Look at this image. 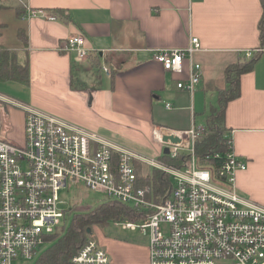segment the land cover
<instances>
[{
	"label": "crops",
	"instance_id": "1",
	"mask_svg": "<svg viewBox=\"0 0 264 264\" xmlns=\"http://www.w3.org/2000/svg\"><path fill=\"white\" fill-rule=\"evenodd\" d=\"M29 8L50 11L55 19L22 16ZM261 14V0H0V45L14 50L29 70L27 85L1 81L16 95L0 93L143 156L157 157L166 151V145L153 138L154 129L181 131L205 126L217 104L218 90L225 86V67L258 52L252 68L240 74L239 93L227 101L223 122L233 151L247 162V168L236 175L238 191L264 206ZM70 35L83 37L84 45L91 49L86 58L59 50V42ZM191 36L200 41L201 49L193 59L200 63L202 75L189 92L176 86L185 79L186 70H165L153 54L160 48H183ZM184 65L186 68V60ZM8 108L19 114L15 130L11 126L8 131L10 138L5 135L9 125L4 121ZM0 112L6 139L21 141V111L0 103ZM134 165L139 176L150 170L139 160ZM83 189L87 188L79 185L73 190L79 195ZM146 257L147 245L144 260Z\"/></svg>",
	"mask_w": 264,
	"mask_h": 264
},
{
	"label": "built area",
	"instance_id": "2",
	"mask_svg": "<svg viewBox=\"0 0 264 264\" xmlns=\"http://www.w3.org/2000/svg\"><path fill=\"white\" fill-rule=\"evenodd\" d=\"M22 16L55 19L54 13L41 8H29ZM58 48L74 52L78 59L91 51L80 35L63 38ZM200 49L199 39L191 36L187 46L156 49L153 57L165 70H186L176 86L192 92L202 75L200 63L193 59ZM0 103L23 115L19 142L6 139L0 119V264H42L40 252L51 234L67 223L70 208L61 206L62 192L79 185L134 210L140 222L126 220L122 225L148 233L147 257L132 263L113 260L95 227L58 264H217L226 259L264 264V206L238 191L236 175L247 162L233 151L229 133L224 134V153L203 156L219 162L206 166L198 163L195 144L202 125L181 131L155 128L153 138L166 145V151L151 157L30 103L1 93ZM167 134L178 141L163 140ZM135 160L168 176L167 197L159 202L146 197L151 188L137 185Z\"/></svg>",
	"mask_w": 264,
	"mask_h": 264
},
{
	"label": "trees",
	"instance_id": "3",
	"mask_svg": "<svg viewBox=\"0 0 264 264\" xmlns=\"http://www.w3.org/2000/svg\"><path fill=\"white\" fill-rule=\"evenodd\" d=\"M262 14L259 20L264 21V0H261ZM21 14V11L18 13ZM19 34L21 30L18 29ZM262 28H260L261 36ZM258 52H254L249 58L240 57L235 63L225 67V86L218 90V100L216 106L211 108L208 119L204 126V130L200 133L196 140V154L198 163L206 166H215L218 159L203 160L206 154L214 152L224 153L227 150L226 128L224 127V109L228 100L236 97L239 93V76L241 73L252 68L258 57ZM0 81H15L23 85L29 83V70L26 62L18 60L14 50L8 49L0 45ZM151 186V193L146 197L152 198L154 201H161L169 194L170 180L168 176L154 168L144 176L137 173V185ZM128 217L137 218L134 210L126 204L118 201H104L97 204L93 209L76 213L70 220L68 226L63 231L57 230L51 234V241L41 258L42 264H58L66 261L77 246L86 238L87 229L91 224L104 226L109 220ZM90 229V228H89Z\"/></svg>",
	"mask_w": 264,
	"mask_h": 264
},
{
	"label": "rangeland",
	"instance_id": "4",
	"mask_svg": "<svg viewBox=\"0 0 264 264\" xmlns=\"http://www.w3.org/2000/svg\"><path fill=\"white\" fill-rule=\"evenodd\" d=\"M0 90L16 95L15 92L9 88V85L7 83H1L0 81ZM14 109V108H13ZM1 113V112H0ZM4 112L3 114H5ZM7 117L5 118V123L9 125V129L5 130L6 137L10 138L8 136V131L10 130L12 126L15 130L14 124L16 121L19 120V114H17L14 110L8 108ZM74 188H68L67 190H64L62 192V201L61 204L62 207H67L69 204L74 202V200L77 201L76 204L72 205L70 207L69 213L66 217V224H63L60 227V231H64L66 227L68 226L71 218L79 212L87 211L93 209L101 200L103 199V196L101 193L92 191L89 189H83L81 190L80 194L78 195V192L73 190ZM73 199V200H72ZM67 210V212H68ZM126 220H133L135 222H140V219H131L128 217H122L119 219L109 220L107 224L100 227L98 224H91L90 230L91 233L95 232V227L100 228L99 232L97 233V239L102 243L105 249H107L109 255L111 258L116 260L117 262L121 263H129V262H141V260H144L145 257V251H146V245L149 242V236L148 233L143 232L140 227L136 228H130L129 226H123L122 224L125 223ZM115 221H119L118 223ZM87 236V233H86ZM48 244L45 245L44 249L40 254L44 253L46 250ZM41 256V255H40ZM217 264H233L231 260H222Z\"/></svg>",
	"mask_w": 264,
	"mask_h": 264
},
{
	"label": "water",
	"instance_id": "5",
	"mask_svg": "<svg viewBox=\"0 0 264 264\" xmlns=\"http://www.w3.org/2000/svg\"><path fill=\"white\" fill-rule=\"evenodd\" d=\"M163 140H170L171 142H177L178 141V137L174 136V135H170L167 134L166 136H164ZM87 231H89V228L87 229Z\"/></svg>",
	"mask_w": 264,
	"mask_h": 264
}]
</instances>
